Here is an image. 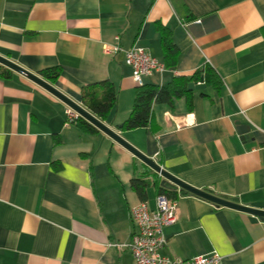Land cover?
Listing matches in <instances>:
<instances>
[{
	"label": "crops",
	"instance_id": "1",
	"mask_svg": "<svg viewBox=\"0 0 264 264\" xmlns=\"http://www.w3.org/2000/svg\"><path fill=\"white\" fill-rule=\"evenodd\" d=\"M163 31L177 50L172 64ZM105 43L141 46L168 64L143 83L208 66L218 84L189 90L190 106L184 97L153 104L148 125L120 130L137 84L123 50L104 53ZM0 55L37 75L59 67L50 83L80 104L83 86L111 80L117 102L104 123L186 183L264 209V0H0ZM9 70L0 74V264H136L117 246L135 231L129 209L140 200L129 181L155 172L99 129L66 124L60 99ZM167 111L191 124L176 129ZM175 189L163 254L264 264V219ZM155 196L150 183L149 209Z\"/></svg>",
	"mask_w": 264,
	"mask_h": 264
},
{
	"label": "trees",
	"instance_id": "2",
	"mask_svg": "<svg viewBox=\"0 0 264 264\" xmlns=\"http://www.w3.org/2000/svg\"><path fill=\"white\" fill-rule=\"evenodd\" d=\"M162 47L169 61L177 55V50L170 42L168 34L162 33ZM173 62V61H172ZM170 61V64H172ZM165 67L168 64L163 62ZM10 70L3 68L0 71L2 76H8ZM60 75V69L56 66L46 67L39 71V76L48 82H55ZM203 81L204 84H218L215 72L212 68L204 66L196 69L195 72L187 76H177L167 85H154L143 83L137 85L134 92V99L128 117L121 123L120 130H130L146 126L151 121L152 105L160 104L171 107L174 98L184 97L186 104L191 105V91L187 89L189 82L197 83ZM80 101L82 106L88 109L99 119L106 120L117 102V90L113 82L109 79L89 83L81 88ZM84 131L98 130L83 118H78L75 122ZM153 180H148L141 176L134 175L130 181V187L134 190L140 201L146 200L147 186L152 183L156 188V194H162L171 199H176L178 191L176 187L168 182H161V177L155 173ZM179 194L187 195L183 190ZM215 205V204H214Z\"/></svg>",
	"mask_w": 264,
	"mask_h": 264
},
{
	"label": "built area",
	"instance_id": "3",
	"mask_svg": "<svg viewBox=\"0 0 264 264\" xmlns=\"http://www.w3.org/2000/svg\"><path fill=\"white\" fill-rule=\"evenodd\" d=\"M118 38V37H116ZM123 49L116 44H103V51L113 54ZM124 62L132 69V79L137 85L143 84V77L153 72L161 73L166 69L164 63L152 57L143 47L133 45L123 50ZM66 124L75 123L82 118L78 112L68 105L65 106ZM167 121L172 120L176 129L191 124L188 114L176 116L169 111L165 112ZM178 216L176 199L156 194L155 206L149 209L145 201L130 207L129 218L135 231L128 242L119 243L117 246L127 248L136 264H220L222 255L216 251L196 255L188 259L171 258L162 253L166 244L164 227L173 224Z\"/></svg>",
	"mask_w": 264,
	"mask_h": 264
},
{
	"label": "water",
	"instance_id": "4",
	"mask_svg": "<svg viewBox=\"0 0 264 264\" xmlns=\"http://www.w3.org/2000/svg\"><path fill=\"white\" fill-rule=\"evenodd\" d=\"M0 64L9 68L24 77L28 78L32 82L36 83L37 85L41 86L49 93L60 99L65 105L73 108L79 115L86 120L88 123L93 125L95 128L99 129L106 135H108L111 139L119 143L122 147L127 149L134 157H136L140 162L145 164L149 167L152 171L158 174L161 177V182H168L179 190H183L188 195H194L205 200L212 202L217 206H227L237 210L245 211L252 213L258 216L260 219H264V209H257L250 207L246 204L240 203L238 197L236 196H228L225 194L214 193L212 190L207 188H197L194 187L185 181L181 180L180 178L176 177L166 169H164L159 163H157L152 157L147 156L146 154L142 153L128 141H126L122 136H120L114 129L104 123L101 119L96 117L93 113H91L88 109H86L82 104L74 101L73 99L69 98L67 95L59 91L54 85H52L47 80L43 79L41 76L28 71L27 69L18 65L15 61L0 55ZM204 88V83L201 81L199 83L189 82L187 85L188 90L193 89H202ZM121 124L118 125L120 128ZM237 130L239 133L244 135L245 137H252V133L249 131V127L247 125L237 123Z\"/></svg>",
	"mask_w": 264,
	"mask_h": 264
},
{
	"label": "rangeland",
	"instance_id": "5",
	"mask_svg": "<svg viewBox=\"0 0 264 264\" xmlns=\"http://www.w3.org/2000/svg\"><path fill=\"white\" fill-rule=\"evenodd\" d=\"M149 193H150V190H149Z\"/></svg>",
	"mask_w": 264,
	"mask_h": 264
}]
</instances>
